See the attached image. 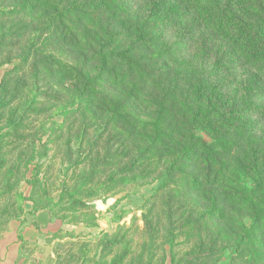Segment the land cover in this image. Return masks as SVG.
<instances>
[{
  "label": "rangeland",
  "instance_id": "1",
  "mask_svg": "<svg viewBox=\"0 0 264 264\" xmlns=\"http://www.w3.org/2000/svg\"><path fill=\"white\" fill-rule=\"evenodd\" d=\"M40 211L24 264H264V0H0V230Z\"/></svg>",
  "mask_w": 264,
  "mask_h": 264
},
{
  "label": "crops",
  "instance_id": "2",
  "mask_svg": "<svg viewBox=\"0 0 264 264\" xmlns=\"http://www.w3.org/2000/svg\"><path fill=\"white\" fill-rule=\"evenodd\" d=\"M47 218L44 224L43 218ZM38 226H28L22 228L19 222L13 229L9 224L0 230V264H24L25 259L21 252V246L27 242H39L42 240V233L47 230V226L53 227L54 220L50 213L40 211L37 213Z\"/></svg>",
  "mask_w": 264,
  "mask_h": 264
},
{
  "label": "trees",
  "instance_id": "3",
  "mask_svg": "<svg viewBox=\"0 0 264 264\" xmlns=\"http://www.w3.org/2000/svg\"><path fill=\"white\" fill-rule=\"evenodd\" d=\"M27 0H25V2H26ZM76 1H78V0H76ZM54 12H57V10H54ZM65 13L67 12V11H64ZM59 14V13H58ZM60 14H63V12L62 13H60ZM237 18V20H233V18ZM234 17H228L227 18V20L224 18L223 20H221V21H215L214 23H216V27L214 26V29L216 30V31H218V32H220V31H226L227 30V32H230V36L233 38V37H237V38H239L240 39V42L242 43V42H244L245 41V37H246V35L247 34H244L243 33V30H242V27L240 26V27H238L237 26V24L235 23V21H239V22H241V19L239 18V17H237V15L235 14V16ZM52 18H53V14H51L49 17H48V21H50V23H51V21H52ZM225 39H228V38H225ZM227 47H228V43H227ZM70 57H74V58H76V59H79V57H76V56H70ZM211 140H214V139H212L211 138ZM217 143V142H216ZM205 144V147L208 149V147H211L212 149H213V147H214V143L213 144H206V143H204ZM51 214V213H50ZM51 217H52V214H51ZM52 219H53V217H52Z\"/></svg>",
  "mask_w": 264,
  "mask_h": 264
},
{
  "label": "water",
  "instance_id": "4",
  "mask_svg": "<svg viewBox=\"0 0 264 264\" xmlns=\"http://www.w3.org/2000/svg\"><path fill=\"white\" fill-rule=\"evenodd\" d=\"M108 218H109V217H107V218H106V221H109V219H108Z\"/></svg>",
  "mask_w": 264,
  "mask_h": 264
}]
</instances>
